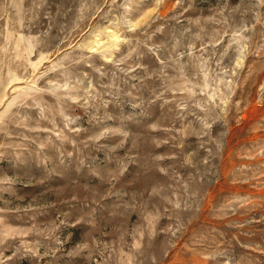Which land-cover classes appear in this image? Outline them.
I'll list each match as a JSON object with an SVG mask.
<instances>
[{
	"label": "rangeland",
	"instance_id": "374dc122",
	"mask_svg": "<svg viewBox=\"0 0 264 264\" xmlns=\"http://www.w3.org/2000/svg\"><path fill=\"white\" fill-rule=\"evenodd\" d=\"M0 264H264V0H0Z\"/></svg>",
	"mask_w": 264,
	"mask_h": 264
}]
</instances>
